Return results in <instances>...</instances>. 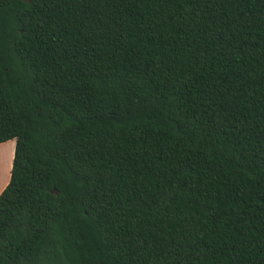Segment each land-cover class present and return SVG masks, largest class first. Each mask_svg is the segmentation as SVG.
Here are the masks:
<instances>
[{
    "label": "trees",
    "instance_id": "obj_1",
    "mask_svg": "<svg viewBox=\"0 0 264 264\" xmlns=\"http://www.w3.org/2000/svg\"><path fill=\"white\" fill-rule=\"evenodd\" d=\"M0 264H264V0H0Z\"/></svg>",
    "mask_w": 264,
    "mask_h": 264
},
{
    "label": "crops",
    "instance_id": "obj_2",
    "mask_svg": "<svg viewBox=\"0 0 264 264\" xmlns=\"http://www.w3.org/2000/svg\"><path fill=\"white\" fill-rule=\"evenodd\" d=\"M8 146H10V147L7 148ZM15 148H16V141H14V142H6V143H3V144L0 145V154L1 153H6V154L8 153V154L11 155L10 156V161H9V167H8V165L6 166L7 160H6V163H4V165L2 166V170L3 171H5L6 168H7V170L9 169V175H8L7 182H5L4 184H2L1 180H0V195L4 191V189L7 187V185L10 182V179H11V171H12V167H13ZM0 160H1V157H0ZM4 161H5V158H4ZM1 184H2V186H1Z\"/></svg>",
    "mask_w": 264,
    "mask_h": 264
},
{
    "label": "rangeland",
    "instance_id": "obj_3",
    "mask_svg": "<svg viewBox=\"0 0 264 264\" xmlns=\"http://www.w3.org/2000/svg\"><path fill=\"white\" fill-rule=\"evenodd\" d=\"M9 142H14V141H9ZM9 147L10 146H8L7 148H9ZM10 156L11 155L8 154V153L7 154L6 153H1L0 154V157H1V160H0V180H1V183L2 184H4L5 182H7L8 175H9V169L7 170V168H6L5 171H3L2 170V166L4 165V163H6V160H7L6 166L8 165V167H9ZM4 158H5V161H4ZM2 184H1V186H2Z\"/></svg>",
    "mask_w": 264,
    "mask_h": 264
}]
</instances>
